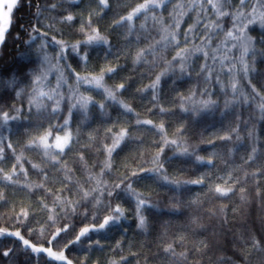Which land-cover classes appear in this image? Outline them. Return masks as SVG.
<instances>
[{"label": "trees", "instance_id": "trees-1", "mask_svg": "<svg viewBox=\"0 0 264 264\" xmlns=\"http://www.w3.org/2000/svg\"><path fill=\"white\" fill-rule=\"evenodd\" d=\"M261 16L264 0H18L0 46V229L63 251L72 264H264V26L240 27ZM228 31L254 44L244 53ZM171 33L179 44L165 41ZM94 34L107 43L86 47ZM43 42L49 61L37 54ZM195 49L182 73L178 54ZM82 97L91 101L87 119L71 107ZM205 100L209 109L195 112ZM49 131L50 145L71 133L63 154L35 146ZM185 148L211 164L181 155ZM154 158L172 183L152 173ZM129 184L152 205L141 210L144 226ZM216 185L232 191L221 197ZM115 207L118 223L73 242ZM0 250H11L0 264H61L13 236L0 237Z\"/></svg>", "mask_w": 264, "mask_h": 264}, {"label": "snow or ice", "instance_id": "snow-or-ice-1", "mask_svg": "<svg viewBox=\"0 0 264 264\" xmlns=\"http://www.w3.org/2000/svg\"><path fill=\"white\" fill-rule=\"evenodd\" d=\"M230 2V0H224V4L227 5ZM243 2V0H242ZM99 3L101 5H105L106 6V0H99ZM18 6V0H10L9 3H7L6 5H4V7H6V11L0 12V20H2V24L3 26L0 27V44L4 43L6 40V34L7 32L10 30L11 24H12V19H11V14L13 12V9L16 8ZM161 4H154L153 7H161ZM147 7V6H145ZM214 7H217L214 5ZM218 11V15L223 17V16H228L229 13L227 11H219V9H217ZM241 15H243V13H240ZM73 17L71 15H68L66 17V20L68 22L72 21ZM128 19H131V17H128ZM245 21H241V28L247 29L248 26L250 25H255L257 23H259L260 26H264V16H261L259 18L257 17H246ZM235 23V22H234ZM42 26V25H41ZM91 25L89 24V27ZM178 27V25H177ZM205 27H208L207 25H205ZM239 31V29H237ZM191 32V29H189V33ZM40 35L39 29H37V36ZM171 40H168V37L165 36L164 39L165 41H167L168 43H171L173 45L179 44V40L177 39V36L175 33H171ZM228 37L230 38H235L237 40H239L240 43V47L242 48L244 53H247L249 51V48L254 44V38L251 37V35H247V36H237V37H233V32L232 31H228L227 32ZM31 39L33 41L36 40V36L31 37ZM189 39V34L185 33L184 34V40L187 41ZM57 44H59V41H56ZM107 41L103 39V37L99 36V34H94V35H89L87 37V39L84 41V44L86 47H92V46H96V45H103L106 44ZM47 47V42H43L40 43V47L37 49V54L38 55H43V59L45 61H49V56L47 53H45V48ZM233 47H235V45H233ZM255 50V49H253ZM201 51L200 49H195L193 50V52L191 53H184V54H178L179 55V68L180 71L182 73L186 72V66L188 65V61L191 60L192 56L196 54V52ZM71 53L75 56L78 57L80 61H84L86 59V55H80V53L77 50L76 46H71ZM65 57V48L63 46H61L59 48V58L61 60H63ZM140 57H137V62H139ZM67 66V65H66ZM175 69H173L174 71ZM115 69H108L109 73L114 72ZM244 71L247 72L248 71V66L245 65L244 67ZM78 82L79 83H85L87 81L85 80H80L78 78ZM93 87L96 88H102L103 84H102V79H95L94 81L91 82ZM159 84V77H157V80L155 82V84L153 85V88H156ZM124 88V84H120L119 85V89L122 90ZM232 90H233V94H234V98H235V92H236V85L233 84L232 85ZM104 92L107 94L108 98L111 99L112 101L119 103V101L116 100V96L113 92H111L110 90H108L107 88H104ZM91 101H89L88 98H84L82 97L80 101L73 103L71 105L72 108L77 109L82 113L84 119H87L88 117V105ZM246 102V101H245ZM213 102L211 100H205L201 102V107L198 109H194L195 112H199V111H203V110H208L209 109V105L212 104ZM231 101H227L226 102V107L231 105ZM99 107L101 109L104 108V105H99ZM57 109H53V111H56ZM128 111H131L130 109H126ZM260 114H261V118H264V106H261L260 108ZM69 118L71 116V112H69ZM15 119V117H13ZM8 120V116L5 113L4 114V122L6 123ZM69 120L66 119L63 122V125L61 126L63 129H67ZM142 123L145 124H152V121L148 120V121H143ZM159 131L163 132V126L161 125ZM126 133H122L121 136L119 138H116L113 142V146L112 148H108L107 151L109 153V156L111 155V153L115 150L116 147L119 146L120 144V140L123 138V136ZM249 135H252V133L250 132ZM51 136V131L48 132L47 135L45 136H41L39 137L37 143H36V147H42L46 152L50 147H54L55 149H57L59 151L60 154H63L65 148L69 145L72 137H71V133L68 132L66 135H64L63 137L61 136H55V144L54 145H50L48 142L49 137ZM167 143V142H166ZM172 145H176V141L173 140L170 142ZM161 152H163V147L161 148ZM181 155H188V156H193L195 155L194 153H189L187 148L184 149V152L181 153ZM195 159L199 162V163H208L211 164V160L205 161L203 159V157L199 156V155H195ZM153 163L157 165L156 168L152 169V173L154 175L157 176L158 179H162L164 182L166 183H172V181L168 180L167 174H162V169H163V164L159 161L158 158H154ZM133 176H136L137 173L133 172L132 173ZM10 179V178H9ZM203 180H193L191 181V183L196 184V183H202ZM225 185H227V181H225ZM179 187V185H177ZM117 188L120 187L119 184L116 185ZM211 191H214L215 193L219 194V196L221 197H226L229 195V193L232 191V187L231 186H220V185H216L213 188L210 189ZM242 191V189H241ZM125 192L131 196L134 197L136 200V208L134 209V211H136V213L140 216V220L139 223L141 226H144L145 224V220L143 218V213H142V209L144 208H150L152 207L151 204L147 203L146 200L142 197L139 196L138 193H136L134 191V189H132L131 184H129L127 186V188L125 189ZM108 195H112V192L109 191ZM88 193L84 194L85 199L87 198ZM113 215H108L105 218H103L102 222L99 223V226H92V227H84L79 233L78 235L75 237V240L73 242L75 243H79L80 239L82 237H86L88 236V234L90 232L93 231H101L104 229H107L109 227H111L112 224H116L119 222L120 219H122L124 217V214L121 212L120 207H115L114 209H112ZM92 219H95V217H92ZM193 223H195V221H193ZM63 231H67V229H63ZM60 232L56 233V236H59ZM3 236H13L16 237L18 239H20L23 243V245L31 250L33 253H46L47 257L51 258L54 261H59L61 262V264H72V261L67 259L66 256L64 255L63 251H60L59 253H57L56 251H54L51 247H43V246H37L35 244L30 243V241L28 239H25L21 233L19 231L16 232H7L3 229H0V237ZM56 236H54L52 239L55 240ZM52 241L50 240L49 243H51ZM57 244H60L61 241L56 240ZM99 242L97 241V244ZM11 250H7V251H3L0 250V253H2L3 256L7 257L10 255Z\"/></svg>", "mask_w": 264, "mask_h": 264}, {"label": "rangeland", "instance_id": "rangeland-1", "mask_svg": "<svg viewBox=\"0 0 264 264\" xmlns=\"http://www.w3.org/2000/svg\"><path fill=\"white\" fill-rule=\"evenodd\" d=\"M10 0H0V12H3V11H6V7H4V5H6L7 3H9ZM12 16V14H11ZM3 24H2V20H0V27H2ZM1 46V44H0Z\"/></svg>", "mask_w": 264, "mask_h": 264}]
</instances>
